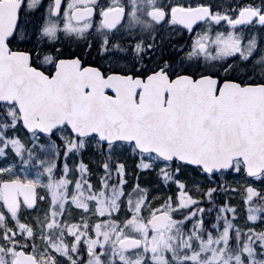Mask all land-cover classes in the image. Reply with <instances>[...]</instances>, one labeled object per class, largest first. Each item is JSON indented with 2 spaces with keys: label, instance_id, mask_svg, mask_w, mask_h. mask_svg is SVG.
I'll use <instances>...</instances> for the list:
<instances>
[{
  "label": "snow or ice",
  "instance_id": "1",
  "mask_svg": "<svg viewBox=\"0 0 264 264\" xmlns=\"http://www.w3.org/2000/svg\"><path fill=\"white\" fill-rule=\"evenodd\" d=\"M0 264H264V0H0Z\"/></svg>",
  "mask_w": 264,
  "mask_h": 264
}]
</instances>
